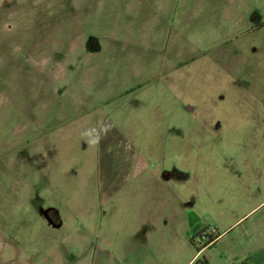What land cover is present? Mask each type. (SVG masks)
Masks as SVG:
<instances>
[{
  "label": "rangeland",
  "instance_id": "obj_1",
  "mask_svg": "<svg viewBox=\"0 0 264 264\" xmlns=\"http://www.w3.org/2000/svg\"><path fill=\"white\" fill-rule=\"evenodd\" d=\"M263 135L264 0H0V264H139L137 208L206 256L264 221Z\"/></svg>",
  "mask_w": 264,
  "mask_h": 264
},
{
  "label": "crops",
  "instance_id": "obj_2",
  "mask_svg": "<svg viewBox=\"0 0 264 264\" xmlns=\"http://www.w3.org/2000/svg\"><path fill=\"white\" fill-rule=\"evenodd\" d=\"M262 137L264 138V135ZM135 212L136 220L133 222L134 224H130L131 226L128 227L124 225L125 241L123 242L125 244H129L132 240L134 248L138 249V246L142 245L141 242L145 243L147 237L153 235L154 231H163L161 235H158L159 245L154 244L155 248L151 254L136 258L139 264H188L192 260L193 256H190L189 250L179 252L176 255L172 254L171 244L175 234L173 230L167 229V225L154 222V219L159 217V211H154V209L144 211L143 208H137ZM245 215L240 216L225 229L223 228L216 233L217 237L212 243L213 245L217 244L222 238H227L217 250H209L212 244L207 247L209 253H206V257L211 264H236V262L240 263L248 258L250 261L248 264H264V221L258 223L255 219L247 221L246 218L235 225ZM197 231L191 230L190 233L193 236ZM166 243L170 247L169 255L165 254L166 250L163 248Z\"/></svg>",
  "mask_w": 264,
  "mask_h": 264
},
{
  "label": "trees",
  "instance_id": "obj_3",
  "mask_svg": "<svg viewBox=\"0 0 264 264\" xmlns=\"http://www.w3.org/2000/svg\"><path fill=\"white\" fill-rule=\"evenodd\" d=\"M203 231H204V229H201L196 235L191 236V242L194 241L195 237L201 235V233ZM216 237H217V235H214V234L210 235L209 237L207 236V238L204 240L203 244L199 248H197V252H200L204 247L210 246L214 242ZM192 264H211V263L207 260V257L203 255L200 258H196Z\"/></svg>",
  "mask_w": 264,
  "mask_h": 264
},
{
  "label": "flooded vegetation",
  "instance_id": "obj_4",
  "mask_svg": "<svg viewBox=\"0 0 264 264\" xmlns=\"http://www.w3.org/2000/svg\"><path fill=\"white\" fill-rule=\"evenodd\" d=\"M48 217L52 221H54L56 225L60 226L61 222L59 220V215L57 214V212L54 209H52V210L49 211V216Z\"/></svg>",
  "mask_w": 264,
  "mask_h": 264
},
{
  "label": "water",
  "instance_id": "obj_5",
  "mask_svg": "<svg viewBox=\"0 0 264 264\" xmlns=\"http://www.w3.org/2000/svg\"><path fill=\"white\" fill-rule=\"evenodd\" d=\"M50 210H52V208H42V209H41V212H43L44 216L46 217V219H47V221H48L49 223L54 224L53 221L48 217V216H49V211H50ZM54 225H56V224H54ZM56 226H57V225H56Z\"/></svg>",
  "mask_w": 264,
  "mask_h": 264
},
{
  "label": "built area",
  "instance_id": "obj_6",
  "mask_svg": "<svg viewBox=\"0 0 264 264\" xmlns=\"http://www.w3.org/2000/svg\"><path fill=\"white\" fill-rule=\"evenodd\" d=\"M212 234H214L213 229H212V231H210V233H209L208 231L206 232V230H204V231L201 233L200 238L203 239V240H205V239L207 238V236L209 237V236L212 235ZM193 261H194V260H190V264H192Z\"/></svg>",
  "mask_w": 264,
  "mask_h": 264
}]
</instances>
